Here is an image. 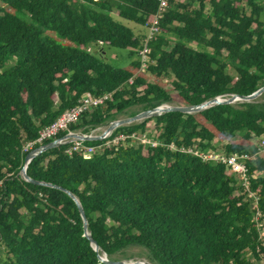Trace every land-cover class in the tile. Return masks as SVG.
Here are the masks:
<instances>
[{
	"label": "trees",
	"instance_id": "obj_1",
	"mask_svg": "<svg viewBox=\"0 0 264 264\" xmlns=\"http://www.w3.org/2000/svg\"><path fill=\"white\" fill-rule=\"evenodd\" d=\"M157 9V0H0V264H108L104 254L111 262L264 264V156L254 143L264 137V94L114 134L159 129L161 146L119 145L87 159L65 144L29 164L39 184L21 175L25 146L86 94L109 95L71 126L88 134L163 104L197 106L264 87V0H170L146 72L139 58L118 68L87 51L94 43L138 56L145 35L123 21L144 29ZM217 145L256 155L245 162L249 190L225 165L189 152H221Z\"/></svg>",
	"mask_w": 264,
	"mask_h": 264
},
{
	"label": "built area",
	"instance_id": "obj_2",
	"mask_svg": "<svg viewBox=\"0 0 264 264\" xmlns=\"http://www.w3.org/2000/svg\"><path fill=\"white\" fill-rule=\"evenodd\" d=\"M158 1V9L151 22L147 23L144 26L146 30L145 38L142 44V48L138 51V58L141 62V71L146 72L147 66L150 62L149 54H150V42L154 39L156 35L160 32V24L164 19L166 13L170 8V0H157ZM130 84L133 83L131 79ZM109 99V95L103 96H94L92 94H86L79 103L70 110L64 112L55 122L46 128L42 129L39 132V138L36 141L28 143L24 151L26 153H31L33 151L42 153L43 146L47 142L59 141L61 145L65 144H74L72 150H68V153L72 151H81L85 158H91L95 153L104 151L107 148H118L119 145H130V146H148V147H157L161 146L162 142L160 141V132L158 129L150 130V131H135L133 133H124L121 132L117 135H114L116 130L109 133L102 141L103 144L100 146H86L84 144V139L78 138H64L67 134L69 135H80L83 137H96L103 134L107 128L102 129L103 127H98L93 129L90 133H81L79 131H75L71 129V126L77 125L86 112H90L93 109L101 107L105 104V102ZM166 105V104H164ZM104 130V131H103ZM63 132H66L65 136H61ZM159 133V134H158ZM262 141L258 146L259 153L264 151V138H261ZM173 148V146H171ZM189 152H193L198 157L202 158L204 161L213 162L216 164L225 165L234 175L238 182L246 189L249 190L250 182L247 174V167L245 162L255 161L256 155H246V154H226L218 151L210 150L208 153H204L197 150H189ZM31 162L28 161L24 164L23 169L21 171V175L24 177L23 170L29 166ZM2 182H0V186Z\"/></svg>",
	"mask_w": 264,
	"mask_h": 264
},
{
	"label": "water",
	"instance_id": "obj_3",
	"mask_svg": "<svg viewBox=\"0 0 264 264\" xmlns=\"http://www.w3.org/2000/svg\"><path fill=\"white\" fill-rule=\"evenodd\" d=\"M263 94H264V87L260 88L258 91H256L255 93H253L252 95L247 96V97H242V96H237V95H233V96L229 97L228 99L218 97V98H215L213 100L206 101V102H204L200 105H197V106H183V105L182 106H169V105L163 104L162 106H159V107L152 109V110L142 112V113H140L134 117H131L129 119L116 120V121L111 122L110 125L107 127L106 131L103 134H101L100 136L83 137L80 135H69V134H67L64 138H73L74 137V138H78V139H84L85 141H99V140H103L109 133L113 132L117 128H120L122 126H126L128 124H132L134 122L145 120L148 118L161 116L164 113L180 112V113H184V114H193V113L202 112L206 109H209V108H211L213 106H217V105L234 104L238 101L251 102V101L258 99ZM59 146H61V143L57 140V141L51 142L48 145L43 146L42 151L45 152L49 149H52L54 147H59ZM40 154H39V152H37V155H36L35 151L29 153L26 157L25 163H27L28 161H30V162L33 161V159H35ZM27 169H28V167H26L23 170L24 178L33 184H39V182L30 179V177L27 175ZM50 186H52V185H50ZM66 192L75 200L76 204L79 207L82 219L84 221L85 236L91 241L95 251L99 252L100 246L97 244V242L93 239V237L91 236V234L88 231V221H87L84 209L82 208L79 200L75 197L74 194H72L69 191H66ZM99 258L101 261L106 262L108 264H150L146 261H133L131 263H128V261L111 262L108 260L106 254H104L103 256L99 255Z\"/></svg>",
	"mask_w": 264,
	"mask_h": 264
},
{
	"label": "rangeland",
	"instance_id": "obj_4",
	"mask_svg": "<svg viewBox=\"0 0 264 264\" xmlns=\"http://www.w3.org/2000/svg\"><path fill=\"white\" fill-rule=\"evenodd\" d=\"M123 23L125 25H127L128 27L132 28L137 34H139V33H141L142 35L143 34L144 35L146 34V30L145 29H142V28L138 27L134 23H129V22H126V21H123ZM46 34L51 35V37H53L54 39H56L59 42L63 43L64 45H67V46L74 45L73 43H71L69 41H66V40L60 38L59 36H57L54 33H48V32H46ZM86 49L91 54H93V55H95L97 57L103 58L107 63H110V64H112V65H114L115 67H118V68H126V69H128L131 66V64L135 60H137V58H138L136 51L135 50H132V49L131 50H121V49L107 47V46H104L102 44H94V43L88 45L86 47ZM229 73L230 74H234L235 72H234L233 69H229ZM168 81H169L168 79L165 80L166 83ZM168 85H169V83H168ZM167 88L170 89L171 86L169 85V86H167ZM166 105H169V106H182L178 102H174L173 104H166ZM131 117H134V116H130V115L125 116L124 115V116H121L118 120H125V119H129ZM143 121L144 120H141V121H138V122H134V123H140V122H143ZM134 123H132V124H134ZM109 125L103 126L102 129L105 130V128H107ZM128 125H131V124H128ZM128 125H126V126H128ZM159 132H160V130H159ZM261 141H262V139H258V140H255L254 141V143L256 144L257 148H258V146H259V144H260ZM216 148L219 151L224 152V149L222 148L221 145H217ZM260 155L264 156V151L263 152H260ZM257 219H258V217L256 218V220ZM262 235L264 236V228H262ZM133 252H135V250H130V253H133ZM135 259H137L136 261H143V260H140V258H135ZM133 261L134 260L129 261L128 263H131Z\"/></svg>",
	"mask_w": 264,
	"mask_h": 264
}]
</instances>
